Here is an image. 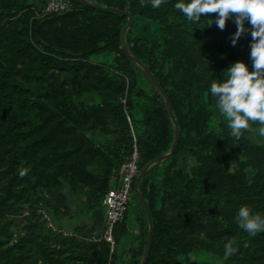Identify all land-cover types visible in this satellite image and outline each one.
<instances>
[{
  "label": "trees",
  "instance_id": "obj_1",
  "mask_svg": "<svg viewBox=\"0 0 264 264\" xmlns=\"http://www.w3.org/2000/svg\"><path fill=\"white\" fill-rule=\"evenodd\" d=\"M65 1L47 13L49 0H0V264H139L149 230L141 202L129 199L112 244L104 197L135 147L139 170L169 151L174 124L122 47L127 16ZM93 1L134 14L127 45L180 129L172 155L141 181L154 224L145 264H264V232L250 236L235 219L241 206L264 214V143L251 138L264 127L249 121L231 137L210 93L231 64L253 70L251 35L233 46L231 19L225 30L188 21L177 0ZM229 240L239 250L225 258Z\"/></svg>",
  "mask_w": 264,
  "mask_h": 264
},
{
  "label": "clouds",
  "instance_id": "obj_2",
  "mask_svg": "<svg viewBox=\"0 0 264 264\" xmlns=\"http://www.w3.org/2000/svg\"><path fill=\"white\" fill-rule=\"evenodd\" d=\"M169 0H139L141 7L149 4L153 9L160 8ZM188 21L199 23L207 19V26L213 23L225 30L229 19L236 25V32L229 37L233 46L245 34H250V60L252 69L244 61H237L224 70V82L213 79L210 93L216 101L219 114L227 120L230 136L239 140L249 130V121H258L264 127V0H177L173 6ZM211 14H217L215 20ZM246 23L250 27H246ZM264 135V132L261 133ZM28 169L19 171L23 178ZM239 227L250 236L264 232V214H253L249 206H241L235 217ZM200 238L204 239L203 233ZM234 241L224 245L225 258L238 252Z\"/></svg>",
  "mask_w": 264,
  "mask_h": 264
},
{
  "label": "water",
  "instance_id": "obj_3",
  "mask_svg": "<svg viewBox=\"0 0 264 264\" xmlns=\"http://www.w3.org/2000/svg\"><path fill=\"white\" fill-rule=\"evenodd\" d=\"M82 3L102 9V10H106V11H112V12H116L119 13L121 15L127 16V22L124 25V27L122 28L121 31V41H122V47L125 51V53L128 55V57L134 61L135 63H137V65L144 71V73L148 76V78L151 80V82L154 84V86L157 88V90L159 91V93L161 94L167 108L168 111L170 113V117L173 121L174 124V129H175V133H174V139L173 142L171 144V147L169 149L168 152H166L165 154L159 156L158 158L154 159L153 161H151L150 163H148L147 165H145L140 172L138 173L136 180L134 182V193L136 195V197L139 199V201L141 202L144 211L147 215V219H148V238H147V244H146V248L144 251V254L142 256V259L140 261L139 264H145L148 256H149V252L151 249V245H152V240H153V234H154V224H153V218L148 206V203L145 199V197L143 196V194L141 193L140 190V185H141V181L143 180V178L145 177V175L147 174V172L149 171V169L154 166L157 163H160L161 161L169 158L175 147L178 144L179 141V137H180V129H179V125H178V121L177 118L175 116V113L173 111V108L171 106V103L163 89V87L161 86V84L159 83V81L157 80V78L155 77V75L149 70V68L138 58L136 57L131 50L129 49L128 45H127V41H126V33L127 30L132 26V24L134 23L135 20V16L134 14L129 11V10H125V9H120L117 7H113L110 5H104L98 2H95L93 0H80Z\"/></svg>",
  "mask_w": 264,
  "mask_h": 264
},
{
  "label": "built area",
  "instance_id": "obj_4",
  "mask_svg": "<svg viewBox=\"0 0 264 264\" xmlns=\"http://www.w3.org/2000/svg\"><path fill=\"white\" fill-rule=\"evenodd\" d=\"M68 5L65 0H49L46 12L50 13L59 9H63ZM138 151L135 147L131 156V160L128 162L124 171V175L120 185L116 189H111L104 197V203L108 209V228L104 233L106 240L112 244L115 243L112 230L115 222L123 219L124 212L127 207L128 201L131 197L134 187L135 178L140 172L138 165Z\"/></svg>",
  "mask_w": 264,
  "mask_h": 264
},
{
  "label": "rangeland",
  "instance_id": "obj_5",
  "mask_svg": "<svg viewBox=\"0 0 264 264\" xmlns=\"http://www.w3.org/2000/svg\"><path fill=\"white\" fill-rule=\"evenodd\" d=\"M264 132V131H254V133L252 134L251 138L253 141H257V142H261V143H264V135H262L261 133ZM235 163V160H231V164ZM131 203L135 204L137 203V199H135V193H132L131 194ZM76 206V205H75ZM79 208H81V206H79ZM80 210V209H79ZM77 222H80L82 223V220H76ZM130 249H133V247H131Z\"/></svg>",
  "mask_w": 264,
  "mask_h": 264
},
{
  "label": "crops",
  "instance_id": "obj_6",
  "mask_svg": "<svg viewBox=\"0 0 264 264\" xmlns=\"http://www.w3.org/2000/svg\"><path fill=\"white\" fill-rule=\"evenodd\" d=\"M139 227H136V231H138Z\"/></svg>",
  "mask_w": 264,
  "mask_h": 264
}]
</instances>
